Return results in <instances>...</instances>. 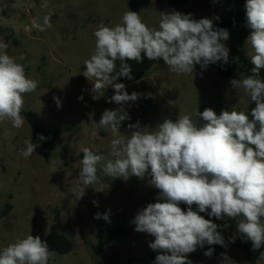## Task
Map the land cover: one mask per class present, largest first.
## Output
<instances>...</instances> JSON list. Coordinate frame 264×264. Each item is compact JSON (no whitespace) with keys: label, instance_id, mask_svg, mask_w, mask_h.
I'll list each match as a JSON object with an SVG mask.
<instances>
[{"label":"rangeland","instance_id":"rangeland-1","mask_svg":"<svg viewBox=\"0 0 264 264\" xmlns=\"http://www.w3.org/2000/svg\"><path fill=\"white\" fill-rule=\"evenodd\" d=\"M128 10L140 14L148 27L158 28L161 12L176 10L216 20L233 15L236 7L223 0H188L180 8L162 5L159 0H0V42L8 45V55L16 57L26 76L38 84L35 91L24 95L21 115L39 113L44 126L61 136L49 161L35 152L24 158L20 153L26 147L25 140H31L29 123L25 119L16 129L9 120L0 121V249L29 234L45 240L58 211V231L72 241L73 251L53 252L49 264H150L152 257L160 254L149 247L154 237L135 231L133 223L139 210L156 202L159 190L151 186L150 177L113 178L102 171L106 161L113 159L109 153L115 136L97 123L106 109L116 110L120 105L108 102L114 95L111 86L103 97L93 100L92 84L82 74L84 61L95 50L94 31L101 22L109 27L121 23ZM48 14L51 27L41 31L36 25L43 26V17ZM243 25L249 28L247 20ZM225 43L230 49V38ZM245 48L251 57V46L245 43ZM21 55L24 60L18 59ZM231 60L230 51L228 62ZM221 64L206 69L196 65L193 74L178 75L163 61L142 81L124 84L129 94L141 95L124 105L131 119L121 123L120 132L130 135V123H139L141 131H151L164 119L175 121L179 114L203 124L196 114L206 108L217 114L233 108L246 112L250 99L242 89H233L230 80L247 74L222 78L217 74ZM144 94L151 104L148 113L142 107ZM53 97L60 99V107ZM85 147L103 155L104 160L98 165L100 183L86 188L77 200L73 190H82L79 172ZM8 204L10 211L1 216ZM97 213H108L110 222L95 219ZM210 219L220 226L217 230L224 237V246L197 247L188 260L191 264H221V254L226 253L235 264H242L243 249L234 244L244 237L238 233L236 221ZM210 247L213 255L205 256ZM262 253L258 264H264Z\"/></svg>","mask_w":264,"mask_h":264},{"label":"clouds","instance_id":"clouds-1","mask_svg":"<svg viewBox=\"0 0 264 264\" xmlns=\"http://www.w3.org/2000/svg\"><path fill=\"white\" fill-rule=\"evenodd\" d=\"M245 9L252 30L246 44L253 50L250 60L255 67L252 75L231 79L230 86L242 89L255 106L247 114L235 108L217 114L206 108L196 114L203 124L179 114L175 121L164 119L151 131H141L139 123H130L131 134H122L121 123L131 119L124 105L141 94H129L125 85L116 81L119 77L132 79L128 61L143 63L145 57L162 59L178 75L193 74L196 65L206 69L217 62L227 64V29L214 28L210 18L196 19L176 10L161 12L158 28H150L140 14L128 10L121 23L109 27L101 22L93 33L95 50L84 61L82 74L92 84L93 100L103 97L111 86L114 95L108 102L120 105L116 110L106 109L97 123L115 136L109 153L113 159L106 161L102 171L113 178L147 176L159 190L156 202L139 210L133 220L135 231L154 237L149 247L160 253L154 264H191L188 254L197 247L224 246V237L217 230L220 226L200 215L205 212L216 219L236 221L238 233L252 242L253 250L264 246V81L259 78V70L264 68V0H246ZM36 27L41 31L51 27L50 14L43 17V26ZM7 47L0 42V121L9 120L20 129L26 119L21 115L24 95L35 91L38 84L26 76L16 57L8 55ZM53 99L60 107V99ZM38 139L46 137L41 134ZM24 143L20 155L28 158L38 145L30 140ZM82 153V190H73L77 200L86 188L100 183L98 165L104 160L88 147ZM181 204L187 206L186 211ZM94 218L110 222L108 213H97ZM213 252L210 247L204 255L211 257ZM53 255L47 241L29 234L0 249V264H49ZM221 255V264H235L226 253Z\"/></svg>","mask_w":264,"mask_h":264},{"label":"trees","instance_id":"trees-1","mask_svg":"<svg viewBox=\"0 0 264 264\" xmlns=\"http://www.w3.org/2000/svg\"><path fill=\"white\" fill-rule=\"evenodd\" d=\"M223 1L235 6L236 11L231 16L213 20V24L214 28H223L229 31L230 51L233 56V60H231L227 64L219 65L217 68V74L222 78H227L235 73L252 75L251 69L255 66L251 63L250 56L248 55V52L245 48L246 39L250 35L252 30L243 25V23L247 20L245 9L246 0ZM187 2L188 0H159L160 4L173 8L183 7L187 4ZM160 62H163V60L160 59L157 61H150L146 57L144 58L143 63L128 61V63L132 67V79L119 77L117 80L123 84L142 81V79L148 74L152 67L156 63ZM118 65L119 62H117V66ZM259 78L264 81V68H261L259 70ZM254 106V102L249 100V106L245 113H250L251 108H253ZM142 107L145 113H148L151 107L149 99L145 94L142 96ZM23 115L31 128L30 141L38 145L35 153L44 158L46 161H49L51 158V152L57 147L60 142V132L57 130H48L44 126L42 117L37 112L27 111L23 112ZM41 134L46 137L45 140L41 141L38 139V136ZM181 208L184 211L187 210V206L184 204H182ZM10 209L11 206L8 204L5 210L1 213V216H5L10 211ZM193 210H197L195 205H193ZM200 215L204 216L206 219L212 218L207 214V212L200 213ZM58 219L59 212L56 211L55 222L52 224L50 232L48 233L45 241H47L50 251L58 254H68L73 251V243L69 238L58 231ZM234 245L243 249L244 259L242 264H258V259L261 253L264 251V246H262L260 249L253 250L252 242L245 239L237 241ZM92 247L96 251H98V248L95 245H92ZM155 258L156 256L152 257L150 264H154Z\"/></svg>","mask_w":264,"mask_h":264}]
</instances>
